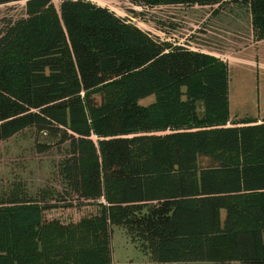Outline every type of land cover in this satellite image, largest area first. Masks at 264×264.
<instances>
[{
    "label": "trees",
    "instance_id": "obj_1",
    "mask_svg": "<svg viewBox=\"0 0 264 264\" xmlns=\"http://www.w3.org/2000/svg\"><path fill=\"white\" fill-rule=\"evenodd\" d=\"M17 1L0 29V142L32 129L61 187L0 195V264H114V227L153 264H264V118L230 117L227 63L90 0L0 4ZM128 1L242 4L264 39V0Z\"/></svg>",
    "mask_w": 264,
    "mask_h": 264
},
{
    "label": "rangeland",
    "instance_id": "obj_2",
    "mask_svg": "<svg viewBox=\"0 0 264 264\" xmlns=\"http://www.w3.org/2000/svg\"><path fill=\"white\" fill-rule=\"evenodd\" d=\"M61 0H52L58 5ZM112 10L160 41L185 44L211 53L227 63L229 75V115L232 119L264 118V39L255 43L247 6L224 1L210 5H153L138 7L128 0H90ZM24 15V1L0 4V29L10 19ZM249 46V47H248ZM153 97L142 100L148 104ZM54 149L38 152L34 131L24 129L0 142V195L12 189L37 194L41 189L61 187L54 180ZM45 187V188H44ZM95 210L94 206L51 209L48 218L74 221ZM126 232L113 228L114 264H153ZM170 264H216L176 262ZM230 264H240L232 262Z\"/></svg>",
    "mask_w": 264,
    "mask_h": 264
},
{
    "label": "crops",
    "instance_id": "obj_3",
    "mask_svg": "<svg viewBox=\"0 0 264 264\" xmlns=\"http://www.w3.org/2000/svg\"><path fill=\"white\" fill-rule=\"evenodd\" d=\"M249 47V46H248Z\"/></svg>",
    "mask_w": 264,
    "mask_h": 264
}]
</instances>
